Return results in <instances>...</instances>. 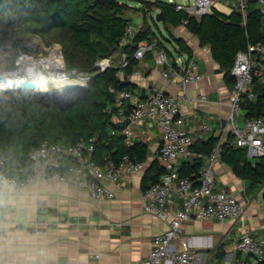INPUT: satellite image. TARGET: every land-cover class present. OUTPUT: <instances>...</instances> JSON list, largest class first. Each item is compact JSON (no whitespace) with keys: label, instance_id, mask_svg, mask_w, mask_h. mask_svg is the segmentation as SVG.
I'll use <instances>...</instances> for the list:
<instances>
[{"label":"trees","instance_id":"trees-1","mask_svg":"<svg viewBox=\"0 0 264 264\" xmlns=\"http://www.w3.org/2000/svg\"><path fill=\"white\" fill-rule=\"evenodd\" d=\"M130 2L140 5L145 26L126 41L127 28L133 22L127 15ZM177 6V0H0V36L11 37L27 25L34 26L40 35H53L51 40L62 47L66 72L87 77L89 87L78 102L66 107L56 106L32 93L0 90V157L5 162L4 171L17 174L19 169L26 168L30 152L45 142L62 146L84 142L93 147L90 159L99 166L125 155L138 163L147 162L149 154L145 144L136 142L127 146L124 132L128 123L115 121L118 110L110 89L134 92L136 85L129 77L140 64L135 54L142 43H155L154 49L164 50L170 58L175 53L194 56L185 39L159 38L150 19L154 27L159 29L162 25L170 35L173 29L185 27L201 47L210 48L213 60L224 73L226 85L234 87L238 79L231 71L238 54L264 41L263 19L257 5L250 3L245 19L240 12L227 15L216 11L201 20L186 11H178ZM160 13L163 23L156 20ZM166 41L173 49L167 47ZM117 52L127 65L109 64L102 68L100 61ZM153 53L154 50L146 57L152 58ZM258 60L252 82L254 98L250 100L245 95L240 103L247 120L264 117V59ZM120 71L126 76L124 80L119 77ZM128 112L126 108V115ZM218 147L220 161L232 168L238 178L264 182V157L250 159L247 149L236 146L232 133L225 140L210 137L195 141L191 149L197 157L181 164L180 177L197 184L204 160ZM62 162L64 169L74 164L70 157ZM164 173L162 166L153 162L145 182H157Z\"/></svg>","mask_w":264,"mask_h":264},{"label":"built area","instance_id":"built-area-1","mask_svg":"<svg viewBox=\"0 0 264 264\" xmlns=\"http://www.w3.org/2000/svg\"><path fill=\"white\" fill-rule=\"evenodd\" d=\"M250 3H255L259 9L264 28V0H194L193 3H178V11H186L196 20L216 11L222 12L217 6L222 5L230 9L229 13L240 12L245 19ZM186 23V22H185ZM187 24V23H186ZM137 29L133 24L126 31V41L130 40ZM154 44L142 43L138 47L135 59L141 63L146 55L153 51ZM157 65L163 69V78H168L165 69L171 67V58L163 50L156 57ZM259 58L264 59V41L255 47H249L248 52H240L232 68V75L238 81L234 86V101L231 105V114L228 121L232 125V134L235 136L237 147L245 148L249 157L258 160L264 157V117L246 120L244 129L236 126V115L241 112V99L248 95L252 100L253 76L255 75ZM181 71V83L184 86L196 84L201 81L200 66L195 56L173 59ZM123 60L120 66H126ZM107 65H102L106 68ZM135 70L129 79L139 76ZM119 77L125 79L123 71ZM88 82V80H86ZM86 82V83H87ZM115 95V107L118 110L117 121H130V124L140 123L144 119L154 121L161 133L162 144L157 153V160L162 165L165 173L160 182L145 190L142 201L146 212L156 215L162 221L168 222V229L156 235L153 248L147 259L140 264H264V237L244 231L235 241L233 249L215 252L207 259V255L197 253L180 244V239L187 223L196 221H216L225 224L229 221L239 222L247 214V209L241 205L237 197L227 191L215 188V179L212 166L216 164L220 155V148L215 149L209 158L211 167L203 168L197 179V184L179 174V161L192 160L197 155L191 147L194 140L189 131L183 129L182 107L186 103L205 101L204 98L192 99L187 93L168 94L164 90L153 87L145 96L130 90L116 91L110 89ZM128 108V115L125 109ZM210 130L209 125L202 126L203 134ZM126 144L131 147V129L125 132ZM93 147L84 142L72 146H62L56 143L45 142L30 152V163L26 168H21L18 175L22 180L39 175L49 182H70L78 188L87 189L97 200H111L115 198L112 185L120 186L125 180L133 178L142 169V164L135 162L129 155L117 161H109L105 166H99L91 161L90 155ZM65 157L73 158L74 165L63 168L62 160ZM0 170H5V162L0 157ZM175 185L182 201V208L174 210L168 208L169 193ZM257 206L264 204L263 198L254 199ZM101 255L97 254L96 259Z\"/></svg>","mask_w":264,"mask_h":264},{"label":"crops","instance_id":"crops-1","mask_svg":"<svg viewBox=\"0 0 264 264\" xmlns=\"http://www.w3.org/2000/svg\"><path fill=\"white\" fill-rule=\"evenodd\" d=\"M179 30H183L181 38L186 40L197 58L201 81L192 85H182V73L179 65L173 60H179L181 56L176 53L170 60L172 66L165 68L168 69L166 71L170 74L169 77L163 78V69L156 61L157 55L163 50L154 49L152 58L146 57L139 64L140 75L131 79L136 85L134 93L145 96L153 87H158L168 94L185 92L192 99L204 98L203 102L186 103L182 107L181 127L190 132L194 142L210 137L225 140L232 133V125L228 119L234 101V87L226 85L224 73H217L219 67L212 58L210 48L201 47L198 39L189 34L185 27L175 31ZM189 36H192L191 40ZM167 47L173 49L172 44L171 48L168 45ZM246 120L241 110L236 115L237 128L244 129ZM223 121H227L226 128L223 127ZM205 124L209 125L210 130L203 134L202 126ZM128 127L131 129L133 145L136 142L145 144L149 157L146 163H141L142 169L137 175L125 180L120 186L112 185L115 198L97 200L89 190L78 188L70 182H49L44 179L47 181V191L35 203H29L26 219L17 223L16 230L39 231L45 234L42 244L48 251L49 264H140L150 254L154 237L168 229V222L146 212L142 201L143 192L160 182L162 178L161 175L157 182H145L153 162L157 161L159 166H162L157 160V153L162 144L160 129L151 119L128 124ZM185 161L181 159L179 165ZM209 167L211 161L206 158L203 168ZM212 171L215 188L233 193L239 203L245 206L247 214L237 223L233 221L225 224L216 221L187 223L180 244L197 253L210 250L222 252L231 250L224 248L230 230L237 233L233 247L244 231L264 237V204L257 206L254 203V199L264 197V182L253 183L249 179L238 178L233 169L220 159L212 166ZM177 188L178 185L172 187L169 193L170 202L167 205L174 210L182 208ZM239 224L241 226L236 227ZM213 227H220L222 231H214ZM226 227L228 232L225 230ZM198 230L213 231L218 235H197L195 233ZM223 232L227 234L224 241L221 240ZM97 254L101 255L99 259L95 258Z\"/></svg>","mask_w":264,"mask_h":264},{"label":"rangeland","instance_id":"rangeland-1","mask_svg":"<svg viewBox=\"0 0 264 264\" xmlns=\"http://www.w3.org/2000/svg\"><path fill=\"white\" fill-rule=\"evenodd\" d=\"M193 2L194 0H177V3H182V4H187V5ZM128 4L130 6V10L128 11L127 15L133 19L132 24L135 26L137 31L144 28L145 24L143 23L142 18H141V12L139 9L140 5L134 2H130ZM217 7L221 11H224L223 13H229V11H231L230 9H227L222 5H218ZM148 18H150V15ZM150 20L152 24L151 27H153L155 34H157L159 38L164 40L165 38L170 39L174 37H182L183 30H179V31L172 30V35H170V33L162 25H160L159 29L154 27L153 20L152 19ZM52 37L53 35L51 34H45V35L38 34V32L35 30V27L32 25H27V26L19 28L11 37L7 38L4 36H0V90L4 91V89L2 88L4 86L2 82H5L7 80L4 76V71L5 73H8L10 71L17 70L18 64H19L18 61L20 59H24L27 63H37V62H41L46 59L49 60L51 63V67L45 72V75H44V78H46L47 80L50 79L51 78L50 76L52 75L58 76L59 74L62 75L64 73L66 74L68 81H71L74 83L79 82L82 84H85L87 82L86 81L88 80L87 77L81 74L77 75L75 78H72V79L69 78V76L67 75L65 66L62 64V56H63L62 47L60 44L53 42L51 40ZM191 39H192V36H189V40ZM155 41L156 39L152 42H155ZM166 43L169 47L171 46V43L167 41ZM122 61H123L122 55L120 54V52H117L113 57L109 59L101 60L100 64L101 65H109V64L110 65H121ZM22 78L23 79L25 78V80H27L29 78H37V76L25 75ZM48 83H50L51 88L57 84L55 81H52V82L48 81ZM9 89L10 91L9 90H5V91L11 92L12 88H9ZM40 89L42 88L40 87ZM16 90L19 91V89H16ZM239 226L241 225L239 224L236 227H239ZM213 230L222 231V228L213 227ZM225 230L226 232H228V227H226ZM226 232L222 233L221 240L223 241H224L225 235H227ZM195 234L197 235L204 234L206 236H209V234H212L213 236L218 235L214 233L213 231L204 232V231H199V230ZM236 236H237L236 231L235 232H232L231 230L229 231V236L225 240V244H224L225 249H232L233 242ZM214 252L215 250L214 251L210 250V251L204 252L203 254L207 255V259L210 260ZM214 263L215 261H211L209 264H214Z\"/></svg>","mask_w":264,"mask_h":264},{"label":"clouds","instance_id":"clouds-1","mask_svg":"<svg viewBox=\"0 0 264 264\" xmlns=\"http://www.w3.org/2000/svg\"><path fill=\"white\" fill-rule=\"evenodd\" d=\"M46 185L39 175L22 180L18 174L0 170V264H49L42 244L45 234L16 230L17 223L26 219L29 203L43 197Z\"/></svg>","mask_w":264,"mask_h":264},{"label":"water","instance_id":"water-1","mask_svg":"<svg viewBox=\"0 0 264 264\" xmlns=\"http://www.w3.org/2000/svg\"><path fill=\"white\" fill-rule=\"evenodd\" d=\"M156 20L158 23H163L164 22L163 15L161 13L158 14ZM217 73L221 74L223 73V71L221 69H218ZM67 75L71 79L77 76L75 72H67ZM38 87H39L38 83L35 80L29 79L23 81L18 88H12L11 91L13 90L17 91L16 89H19L20 92L32 93L33 95L42 97L45 101L51 102L56 106L66 107L68 105L75 104L76 102H78L89 90L88 82L85 84L79 82L71 85L68 84L62 90L53 87L49 92L39 90ZM127 123L130 124V121H127ZM223 127L225 128L227 127V121H223Z\"/></svg>","mask_w":264,"mask_h":264},{"label":"bare ground","instance_id":"bare-ground-1","mask_svg":"<svg viewBox=\"0 0 264 264\" xmlns=\"http://www.w3.org/2000/svg\"><path fill=\"white\" fill-rule=\"evenodd\" d=\"M18 62L19 64H18L17 70L10 71L8 73H5L4 71V76L7 79L6 81L4 80L5 82H2L4 85L2 88L4 90H10L9 88H18L23 81H26L25 78L24 79L22 78L25 75L37 76V78H29V79H33L38 83L39 90H43L47 92H49L53 88V87L52 88L50 87V83H48V81H51V82L55 81L57 84L54 87L60 90H62L68 84L70 85L74 84V82L68 81L66 74L64 73L62 75L59 74L58 76L52 75L50 76L51 78L48 80L44 78L45 72L51 67V63L47 59L41 62H37V63H27L24 59H20ZM63 65H64V61H63ZM40 87L42 89H40Z\"/></svg>","mask_w":264,"mask_h":264}]
</instances>
